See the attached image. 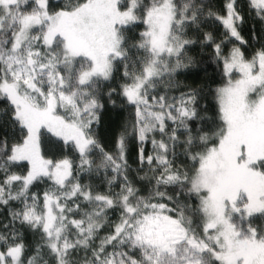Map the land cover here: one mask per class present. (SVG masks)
I'll return each instance as SVG.
<instances>
[{"label":"snow or ice","instance_id":"obj_1","mask_svg":"<svg viewBox=\"0 0 264 264\" xmlns=\"http://www.w3.org/2000/svg\"><path fill=\"white\" fill-rule=\"evenodd\" d=\"M0 264H264V0H0Z\"/></svg>","mask_w":264,"mask_h":264}]
</instances>
